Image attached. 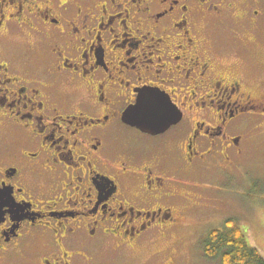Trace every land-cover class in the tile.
<instances>
[{
	"label": "flooded vegetation",
	"instance_id": "af4514ba",
	"mask_svg": "<svg viewBox=\"0 0 264 264\" xmlns=\"http://www.w3.org/2000/svg\"><path fill=\"white\" fill-rule=\"evenodd\" d=\"M258 46L264 0H0V264H97L207 212L264 115ZM143 91L178 122L126 123Z\"/></svg>",
	"mask_w": 264,
	"mask_h": 264
},
{
	"label": "rangeland",
	"instance_id": "374dc122",
	"mask_svg": "<svg viewBox=\"0 0 264 264\" xmlns=\"http://www.w3.org/2000/svg\"><path fill=\"white\" fill-rule=\"evenodd\" d=\"M254 48L248 54L249 66L238 67V71L249 73L252 87L264 72V46ZM224 58L236 61L240 57L226 53ZM255 93L260 95V91ZM247 122L245 152L236 166H228L225 173L230 175H223L225 164L220 162L212 173L204 176L209 186L200 195L206 198L201 204L207 212L185 213L182 216L189 223L171 228L136 248L114 250L115 244L109 241L95 250L97 264H220L205 257L201 238L228 218L240 222L249 243L264 256V115L249 117ZM109 247L115 259L103 253Z\"/></svg>",
	"mask_w": 264,
	"mask_h": 264
},
{
	"label": "trees",
	"instance_id": "16d2710c",
	"mask_svg": "<svg viewBox=\"0 0 264 264\" xmlns=\"http://www.w3.org/2000/svg\"><path fill=\"white\" fill-rule=\"evenodd\" d=\"M201 241L205 257L220 264H264L260 250L249 243L240 222L233 218L210 229Z\"/></svg>",
	"mask_w": 264,
	"mask_h": 264
},
{
	"label": "water",
	"instance_id": "95a60500",
	"mask_svg": "<svg viewBox=\"0 0 264 264\" xmlns=\"http://www.w3.org/2000/svg\"><path fill=\"white\" fill-rule=\"evenodd\" d=\"M170 98L143 91L135 105L124 111L123 120L143 131L158 133L178 122L180 114Z\"/></svg>",
	"mask_w": 264,
	"mask_h": 264
}]
</instances>
